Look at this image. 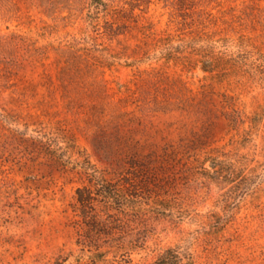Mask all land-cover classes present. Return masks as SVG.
<instances>
[{
    "label": "rangeland",
    "instance_id": "obj_1",
    "mask_svg": "<svg viewBox=\"0 0 264 264\" xmlns=\"http://www.w3.org/2000/svg\"><path fill=\"white\" fill-rule=\"evenodd\" d=\"M170 247L264 264V0H0V264Z\"/></svg>",
    "mask_w": 264,
    "mask_h": 264
},
{
    "label": "trees",
    "instance_id": "obj_2",
    "mask_svg": "<svg viewBox=\"0 0 264 264\" xmlns=\"http://www.w3.org/2000/svg\"><path fill=\"white\" fill-rule=\"evenodd\" d=\"M78 192L80 193V189ZM154 264H193V260L190 253L170 247L158 257Z\"/></svg>",
    "mask_w": 264,
    "mask_h": 264
}]
</instances>
